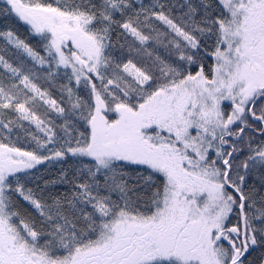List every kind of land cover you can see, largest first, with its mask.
<instances>
[{"label":"snow or ice","instance_id":"6c2138e0","mask_svg":"<svg viewBox=\"0 0 264 264\" xmlns=\"http://www.w3.org/2000/svg\"><path fill=\"white\" fill-rule=\"evenodd\" d=\"M0 21V264H264V0Z\"/></svg>","mask_w":264,"mask_h":264},{"label":"trees","instance_id":"16d2710c","mask_svg":"<svg viewBox=\"0 0 264 264\" xmlns=\"http://www.w3.org/2000/svg\"><path fill=\"white\" fill-rule=\"evenodd\" d=\"M3 24V21H0V25H2Z\"/></svg>","mask_w":264,"mask_h":264}]
</instances>
